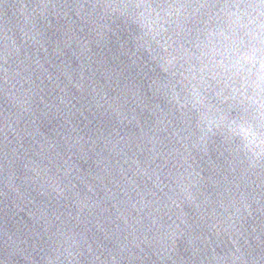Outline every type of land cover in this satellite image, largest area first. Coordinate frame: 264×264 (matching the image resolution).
Here are the masks:
<instances>
[{"label":"water","instance_id":"95a60500","mask_svg":"<svg viewBox=\"0 0 264 264\" xmlns=\"http://www.w3.org/2000/svg\"><path fill=\"white\" fill-rule=\"evenodd\" d=\"M0 264H264V0H0Z\"/></svg>","mask_w":264,"mask_h":264}]
</instances>
